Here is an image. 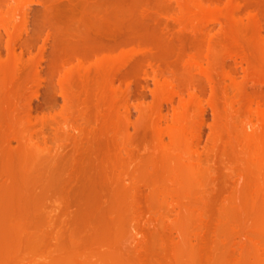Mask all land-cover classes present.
Instances as JSON below:
<instances>
[{"label":"rangeland","instance_id":"rangeland-1","mask_svg":"<svg viewBox=\"0 0 264 264\" xmlns=\"http://www.w3.org/2000/svg\"><path fill=\"white\" fill-rule=\"evenodd\" d=\"M0 264H264V0H0Z\"/></svg>","mask_w":264,"mask_h":264},{"label":"bare ground","instance_id":"bare-ground-1","mask_svg":"<svg viewBox=\"0 0 264 264\" xmlns=\"http://www.w3.org/2000/svg\"><path fill=\"white\" fill-rule=\"evenodd\" d=\"M156 77H157V75H156ZM172 100V99H171ZM174 100V99H173ZM173 102V101H172ZM161 108H163V106H161ZM160 111H162V109L160 110Z\"/></svg>","mask_w":264,"mask_h":264}]
</instances>
